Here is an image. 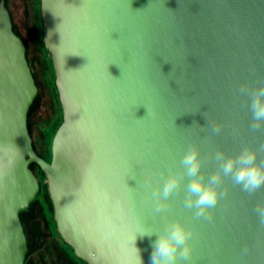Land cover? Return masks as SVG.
Listing matches in <instances>:
<instances>
[{
  "label": "water",
  "instance_id": "1",
  "mask_svg": "<svg viewBox=\"0 0 264 264\" xmlns=\"http://www.w3.org/2000/svg\"><path fill=\"white\" fill-rule=\"evenodd\" d=\"M39 9L61 108L49 161L31 146L37 88L0 0V264H23L27 252L18 213L39 191L30 164L56 233L85 264H151L156 233L176 220L192 232L190 258L176 264H264L254 212L264 187L249 195L224 177L225 194L199 220L184 207L187 176L167 210L155 213L153 195L183 175L190 146L207 179L217 152L264 144V127H249L250 92L264 84V0H39Z\"/></svg>",
  "mask_w": 264,
  "mask_h": 264
},
{
  "label": "rangeland",
  "instance_id": "2",
  "mask_svg": "<svg viewBox=\"0 0 264 264\" xmlns=\"http://www.w3.org/2000/svg\"><path fill=\"white\" fill-rule=\"evenodd\" d=\"M5 1L14 32L27 47L29 64L38 84V93L26 114L32 148L38 156L49 161L50 140L61 120V108L53 84L51 60L43 45L44 28L39 0ZM31 169L42 189L32 204L20 214L27 243L23 264H83L73 258L56 233L43 174L34 164H31Z\"/></svg>",
  "mask_w": 264,
  "mask_h": 264
},
{
  "label": "clouds",
  "instance_id": "3",
  "mask_svg": "<svg viewBox=\"0 0 264 264\" xmlns=\"http://www.w3.org/2000/svg\"><path fill=\"white\" fill-rule=\"evenodd\" d=\"M239 91L243 94L249 91L247 85H242ZM251 99L249 111L251 112L250 129L258 131L264 127V84L254 88L250 92ZM213 134L220 131L217 125ZM264 151V144L259 149L245 147L238 154L225 156L223 152H217L215 160L218 167L205 179L202 172L204 160L200 150L193 145L188 148L180 161L184 169L183 175L170 174L165 180L162 189H158L153 195L155 213H161L168 208L169 197L180 190L182 182L187 176L186 195L184 207L188 210L195 209L193 216L199 220L201 217L210 219L207 215L209 209L214 208L218 200L225 194L220 190L224 177H230L234 185L249 195L256 193L264 187V161L258 162V153ZM258 222L264 226V205L258 204L254 208ZM142 237H151L153 233L143 232ZM157 239L152 241L151 264H176L178 259L187 261L191 255V247L188 244L192 232L179 220L166 225L165 230L156 233ZM139 251V250H138ZM142 264V262H141Z\"/></svg>",
  "mask_w": 264,
  "mask_h": 264
},
{
  "label": "trees",
  "instance_id": "4",
  "mask_svg": "<svg viewBox=\"0 0 264 264\" xmlns=\"http://www.w3.org/2000/svg\"><path fill=\"white\" fill-rule=\"evenodd\" d=\"M4 6L6 7V5L4 4ZM6 9H7V7H6ZM10 20H11V23H13V21H12V18L10 17ZM12 31H13V33L15 34V35H17L15 32H14V29H13V24H12ZM18 36V35H17ZM19 37V36H18ZM20 38V37H19ZM21 39V38H20ZM21 41L23 42V44H24V41L21 39ZM26 49V48H25ZM27 49H26V51H25V55H26V59H27V62H28V66H29V68H30V71H31V74H32V77H33V79H34V83H35V85H36V87H37V93H38V84H37V79L35 78V76H34V73H33V70L31 69V66H30V64H29V60H28V56H27ZM37 93H36V95H37ZM36 95H35V97H36ZM35 97H34V99H35ZM31 105V104H30ZM26 119H27V116H26ZM26 126H27V124H26ZM27 131H28V129H27ZM30 136V135H29ZM31 146H32V144H31ZM34 150V149H33ZM29 169L32 171V169H31V164L29 165ZM39 183V191H40V189H42V186H41V184H40V181L38 182ZM39 191H38V194H39ZM36 197V196H35ZM35 197H34V199H35ZM33 199V200H34ZM32 200V201H33ZM49 199H48V196H47V201H48ZM32 201L29 203V205H28V207L32 204ZM49 202V201H48ZM27 207V208H28ZM26 208V209H27ZM22 211H24V210H22ZM22 211H20L19 213H18V216H19V220H20V222H22V219H21V217H20V214H21V212ZM21 225H22V229L24 228L23 227V223H21ZM24 230V229H23ZM24 235L26 236V234H25V231H24ZM65 244V243H64ZM26 245H27V243H26ZM66 245V244H65ZM67 246V245H66ZM67 248L69 249V251H71V249H70V247H68L67 246ZM71 253H72V251H71ZM73 255V254H72ZM24 258H25V256H24ZM73 258L75 259V260H78L80 263H83V264H85L83 261H81V260H79V259H77L76 257H74V255H73Z\"/></svg>",
  "mask_w": 264,
  "mask_h": 264
},
{
  "label": "bare ground",
  "instance_id": "5",
  "mask_svg": "<svg viewBox=\"0 0 264 264\" xmlns=\"http://www.w3.org/2000/svg\"><path fill=\"white\" fill-rule=\"evenodd\" d=\"M9 18H10V15H9ZM10 22H11V20H10ZM11 28H12V23H11ZM25 51H26V49H25ZM25 59H26V55H25ZM26 62H27V59H26ZM27 64H28V62H27ZM29 67V66H28ZM29 70H30V68H29ZM30 73H31V71H30ZM32 75V74H31ZM33 78V77H32ZM34 80V79H33ZM35 84V83H34ZM36 86V85H35ZM37 88V87H36ZM26 128H27V126H26ZM29 134V133H28Z\"/></svg>",
  "mask_w": 264,
  "mask_h": 264
},
{
  "label": "flooded vegetation",
  "instance_id": "6",
  "mask_svg": "<svg viewBox=\"0 0 264 264\" xmlns=\"http://www.w3.org/2000/svg\"><path fill=\"white\" fill-rule=\"evenodd\" d=\"M4 1V4H6V1L5 0H3ZM10 12H8V14H9ZM10 15V14H9ZM24 46H25V48L27 49V47H26V45H25V43H24ZM38 181V180H37ZM39 184V183H38ZM80 260V259H79ZM77 262H79L78 260H76Z\"/></svg>",
  "mask_w": 264,
  "mask_h": 264
}]
</instances>
